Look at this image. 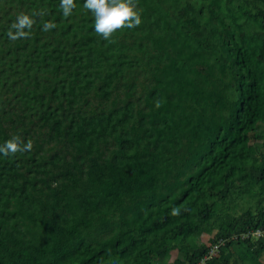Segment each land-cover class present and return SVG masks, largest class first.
Segmentation results:
<instances>
[{"label":"trees","instance_id":"obj_1","mask_svg":"<svg viewBox=\"0 0 264 264\" xmlns=\"http://www.w3.org/2000/svg\"><path fill=\"white\" fill-rule=\"evenodd\" d=\"M137 2L0 0V264H264V0Z\"/></svg>","mask_w":264,"mask_h":264},{"label":"clouds","instance_id":"obj_2","mask_svg":"<svg viewBox=\"0 0 264 264\" xmlns=\"http://www.w3.org/2000/svg\"><path fill=\"white\" fill-rule=\"evenodd\" d=\"M60 8L63 15L68 17L72 15L76 8L75 0H60ZM84 8L90 11L94 17L95 32L104 40L110 41L117 30L125 28L132 29L142 23V9L139 8L137 0H85ZM36 13L20 14L12 28L15 34L10 30L8 36L12 40L18 38H26L30 35V31L35 23L32 18ZM54 23L48 22L43 26L45 32L55 28ZM28 29V31H25ZM159 102L157 107H159ZM33 142L29 139L26 143L19 136H13L3 145H0V154L5 157L15 155L18 152L31 151ZM179 209H173L172 215H178Z\"/></svg>","mask_w":264,"mask_h":264},{"label":"rangeland","instance_id":"obj_3","mask_svg":"<svg viewBox=\"0 0 264 264\" xmlns=\"http://www.w3.org/2000/svg\"><path fill=\"white\" fill-rule=\"evenodd\" d=\"M258 129H259V132L262 131V127H259ZM247 199H248V198H247ZM247 202H248V200H247V201H244L243 203H240V204H239V207L235 208L234 210H231V212H234L236 216L241 215V214L243 213V210L247 207V206H246V204H248ZM263 206H264V203H263ZM212 238H213V236H210V235H203L202 238L198 239V243H199V244H200V243H204V241H209V240L212 239ZM215 253H216V250L213 251L212 254L215 255ZM178 256H180L181 258H183V257L181 256V254H179L177 251H176L175 253L172 254V257H171V258H172V259H175V258H177Z\"/></svg>","mask_w":264,"mask_h":264},{"label":"built area","instance_id":"obj_4","mask_svg":"<svg viewBox=\"0 0 264 264\" xmlns=\"http://www.w3.org/2000/svg\"><path fill=\"white\" fill-rule=\"evenodd\" d=\"M263 235H264V230H258V231L253 233V236H255V237H262ZM247 237H249V235Z\"/></svg>","mask_w":264,"mask_h":264}]
</instances>
